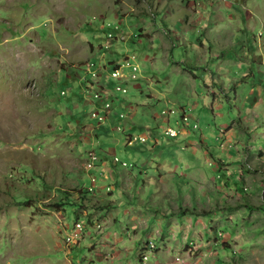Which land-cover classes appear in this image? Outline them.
Wrapping results in <instances>:
<instances>
[{
  "label": "rangeland",
  "instance_id": "rangeland-1",
  "mask_svg": "<svg viewBox=\"0 0 264 264\" xmlns=\"http://www.w3.org/2000/svg\"><path fill=\"white\" fill-rule=\"evenodd\" d=\"M202 2L0 0V264H264V0Z\"/></svg>",
  "mask_w": 264,
  "mask_h": 264
},
{
  "label": "built area",
  "instance_id": "built-area-1",
  "mask_svg": "<svg viewBox=\"0 0 264 264\" xmlns=\"http://www.w3.org/2000/svg\"><path fill=\"white\" fill-rule=\"evenodd\" d=\"M92 69L93 68H90V70L89 71H91V73H92V75H95L96 73L94 72V71H92ZM263 72H264V70H263ZM111 73H112V75H117V76H123V74L121 73V72H119V69L117 68V67H115V68H113L112 70H111ZM114 88H115V90L116 89H118V88H116V86H114ZM94 95H95V97L96 98H99V96H100V94H99V92H94ZM109 104H108V102H105L104 103V107L103 108H101V111L99 110V111H97V118H98V120L99 121H102L105 117H106V112L109 110ZM181 121H182V125H183V128H185L187 125H189L190 127H192V118L191 117H189L188 115H186V114H184L183 116H182V119H181ZM164 130V133L165 134H167V135H170V136H172L173 135V131H172V127H164L163 128ZM138 139H140V140H144V138L143 137H139ZM128 142L130 143L131 142V137L129 138V140H128ZM89 160H87L88 162H87V167L89 166V165H91V164H93L94 162H92V157L89 155V158H88ZM114 159L115 160H117V158L116 157H114ZM124 163V162H123ZM94 183L95 182H91L90 184H89V186H88V188L90 189V188H92V186L94 185Z\"/></svg>",
  "mask_w": 264,
  "mask_h": 264
},
{
  "label": "crops",
  "instance_id": "crops-1",
  "mask_svg": "<svg viewBox=\"0 0 264 264\" xmlns=\"http://www.w3.org/2000/svg\"><path fill=\"white\" fill-rule=\"evenodd\" d=\"M201 3H203L202 0H201ZM206 24L207 23L203 22L202 26H200V27H203L202 29H204L207 26ZM243 105H245L244 102H243ZM250 105H251V103L248 106H250ZM256 117H257L256 120H254V118H251L252 121H254V125L260 127V130L257 132L258 137L256 139H261L264 141V117L259 118L260 117L259 114H257ZM251 125H253V123ZM263 147H264V145H263ZM263 147H257L256 149H258V151L260 152V149H262Z\"/></svg>",
  "mask_w": 264,
  "mask_h": 264
},
{
  "label": "bare ground",
  "instance_id": "bare-ground-1",
  "mask_svg": "<svg viewBox=\"0 0 264 264\" xmlns=\"http://www.w3.org/2000/svg\"><path fill=\"white\" fill-rule=\"evenodd\" d=\"M166 127H169V126H166ZM172 131H173V135H175L176 132H177V131L174 130V129H172ZM132 138H133V137H131V141H132ZM262 154L264 155V150L262 151ZM92 157L95 158V155H93ZM90 189H92V188H90ZM144 259H145V258H144Z\"/></svg>",
  "mask_w": 264,
  "mask_h": 264
}]
</instances>
